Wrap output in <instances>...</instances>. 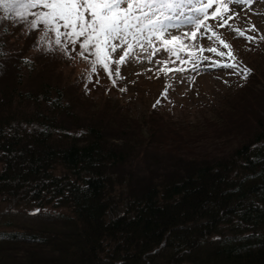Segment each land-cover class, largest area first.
<instances>
[{
	"label": "trees",
	"instance_id": "obj_1",
	"mask_svg": "<svg viewBox=\"0 0 264 264\" xmlns=\"http://www.w3.org/2000/svg\"><path fill=\"white\" fill-rule=\"evenodd\" d=\"M45 58L21 57L0 96V264H264L261 93L247 137L235 127L227 145L180 156L82 116L86 89L55 51ZM21 210L37 211L32 224L3 222Z\"/></svg>",
	"mask_w": 264,
	"mask_h": 264
},
{
	"label": "rangeland",
	"instance_id": "obj_2",
	"mask_svg": "<svg viewBox=\"0 0 264 264\" xmlns=\"http://www.w3.org/2000/svg\"><path fill=\"white\" fill-rule=\"evenodd\" d=\"M229 7H235L240 11L241 18L234 22L233 27H238L247 35L255 37L253 43L233 36L227 29H217L218 34L231 45L230 51L235 58L231 60L226 55L222 62L236 63L238 65L236 71L241 75H228L227 73L232 72L231 69L205 68L207 61L201 63L199 71H191V63L182 65L175 57L169 59V54L163 51V46L155 39L153 47L159 48L160 51L153 53L152 48L135 49L126 64L120 66L121 77L109 76L99 67L94 73L92 71L94 57L80 56L79 47L75 51L62 53L54 44V33L50 32L45 36L44 31L33 30L26 24L18 23L14 17L6 19L4 14L0 13V46L2 47L0 63L3 65L1 71H4L0 75V96L3 94L2 97H6L8 95L4 92L6 85L8 90L12 88L10 87L12 80L16 81L15 77L19 71L17 69L20 66L18 61L21 57L28 60L35 59L38 62L48 60L45 57L50 54L49 49H52L56 56L63 59L65 67L72 70L74 81L82 87L80 95L86 89L84 101L82 104L79 102L82 116L86 114L97 123H104L103 121L106 120L107 124H110L109 129L112 133L126 124H130L131 128L134 126L139 148L147 146L149 149V144L152 142L153 147L171 149L175 153L178 150L179 155L182 156L184 153L211 151L214 147L227 145L235 137L233 136L235 133H238V138L243 140L250 132L248 126L252 119L255 120V114L249 112L255 109L259 111L257 100L250 97V94L257 91L264 96V39H261L264 37V0H254L250 8L248 5ZM169 15L179 19L184 18L180 16L179 10ZM184 15H192V13L186 11ZM176 22H178L176 19L171 21V23ZM208 23L214 22L209 20ZM252 27H256L257 31H249ZM191 30L193 29L190 25L182 24L179 29L169 28L168 32L182 35ZM161 38L167 39V34ZM197 42L183 41L185 45ZM218 50H223L225 53L229 51L222 46H218ZM196 52L197 55L221 61V58L213 53H200L198 49ZM119 54L123 53L119 52ZM181 55L185 59H190L183 52ZM115 59H118L117 54H113V63L110 65L112 68H115ZM165 60L169 61L167 67L170 69L184 67L187 70L183 73L172 71L165 75L160 71L165 67L161 61ZM245 68L250 72L244 73ZM22 70L25 79L29 76L27 84L32 88L39 81L40 75H29L32 70L27 67ZM49 74L51 72H48L47 76ZM244 75H247V79H244ZM243 89H248L249 94L241 93ZM80 98L82 99L83 96ZM106 104L111 106L119 104L122 112L131 116L133 121L127 122V119L120 116L113 118L110 111L104 109ZM235 127L238 130L232 133ZM116 142L121 144L120 140ZM150 152L146 150V153L150 154ZM2 210L4 206L0 204V213ZM23 210L16 215L12 213L3 217V222L13 223L17 230L23 225L32 224L30 217L37 211ZM11 230L16 229L13 227Z\"/></svg>",
	"mask_w": 264,
	"mask_h": 264
},
{
	"label": "snow or ice",
	"instance_id": "obj_3",
	"mask_svg": "<svg viewBox=\"0 0 264 264\" xmlns=\"http://www.w3.org/2000/svg\"><path fill=\"white\" fill-rule=\"evenodd\" d=\"M253 3L254 0H0V13L6 19L14 17L18 23L44 31L45 36L54 33V44L62 53L75 51L79 47L80 56L94 57V73L99 67L109 76L121 77L120 66L126 64L135 49L152 48L153 53L160 51L153 47L155 39L169 54V59L175 57L182 65L191 63V71H199L201 63L207 61L205 68L231 69L228 75H241L236 71V63L222 62L226 55L231 60L235 58L230 51L231 45L218 34L217 29H227L233 36L254 43V36L233 27L241 16L235 7H229L248 5L250 8ZM37 9L39 11H34ZM177 10L183 19L169 15ZM186 11L192 15L185 16ZM174 19L178 22L171 23ZM209 20L214 23L209 24ZM182 24L190 25L193 30L182 35L168 32L169 28L179 29ZM249 31L256 32L257 28L252 27ZM165 34L167 39H162ZM184 40L199 42L185 45ZM218 46L229 51L218 50ZM197 49L200 53H213L221 61L197 55ZM182 52L190 59H185ZM113 54L118 55L115 68L110 67ZM168 62L161 61L165 67L160 71L165 75L187 70L184 67L170 69ZM243 72L249 73L250 70L245 68ZM244 79H247V75H244Z\"/></svg>",
	"mask_w": 264,
	"mask_h": 264
}]
</instances>
